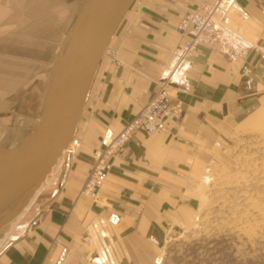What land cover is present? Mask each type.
I'll return each instance as SVG.
<instances>
[{
	"label": "crops",
	"instance_id": "1",
	"mask_svg": "<svg viewBox=\"0 0 264 264\" xmlns=\"http://www.w3.org/2000/svg\"><path fill=\"white\" fill-rule=\"evenodd\" d=\"M84 1L0 0V146L34 127L55 52ZM208 4L221 20L217 47L181 60L178 21ZM107 47L57 170L0 237V264H154V238L189 207L192 165L221 145L218 130L234 118L264 126V0H135ZM164 78L181 119L167 120L166 132L137 131L98 197L81 195L103 132L116 134Z\"/></svg>",
	"mask_w": 264,
	"mask_h": 264
},
{
	"label": "rangeland",
	"instance_id": "2",
	"mask_svg": "<svg viewBox=\"0 0 264 264\" xmlns=\"http://www.w3.org/2000/svg\"><path fill=\"white\" fill-rule=\"evenodd\" d=\"M235 122L220 128L215 136L221 145L205 152L204 162L192 165L197 172L189 179V207L171 215L154 238V264H264V126L247 128ZM196 149L202 157L204 148ZM59 164L58 159L37 193ZM17 218L0 227V237Z\"/></svg>",
	"mask_w": 264,
	"mask_h": 264
},
{
	"label": "water",
	"instance_id": "3",
	"mask_svg": "<svg viewBox=\"0 0 264 264\" xmlns=\"http://www.w3.org/2000/svg\"><path fill=\"white\" fill-rule=\"evenodd\" d=\"M135 0H85L62 37L34 127L0 146V227L17 218L71 143L98 63Z\"/></svg>",
	"mask_w": 264,
	"mask_h": 264
},
{
	"label": "built area",
	"instance_id": "4",
	"mask_svg": "<svg viewBox=\"0 0 264 264\" xmlns=\"http://www.w3.org/2000/svg\"><path fill=\"white\" fill-rule=\"evenodd\" d=\"M220 24L216 5H202L184 13L177 24L181 39L175 48L181 60L191 58L201 45L215 49L221 38ZM104 54L111 55L112 51L107 47ZM170 85L169 78L161 80L152 96L116 134L106 131L95 152L93 164L80 186L81 195L88 199H96L107 178L112 159L135 132L139 130L150 134L166 132L167 120H178L181 117L182 103L172 98Z\"/></svg>",
	"mask_w": 264,
	"mask_h": 264
},
{
	"label": "bare ground",
	"instance_id": "5",
	"mask_svg": "<svg viewBox=\"0 0 264 264\" xmlns=\"http://www.w3.org/2000/svg\"><path fill=\"white\" fill-rule=\"evenodd\" d=\"M106 48H107V47H106ZM57 161H58V160H57ZM57 161H56V162H57ZM55 164H56V163H55ZM53 167H54V166H53ZM53 167L50 169V172H51V170L53 169ZM50 172H49V173H50ZM49 173H48V174H49ZM47 176H48V175H47ZM47 176H46V177H47ZM46 177H45V178H46ZM46 180H47V179H46ZM41 186H42V184H41L39 187H41ZM38 189H39V188H38ZM38 189H37V191H38ZM37 191L35 192V194L37 193ZM32 199H33V198H32ZM32 199H31V200H32ZM25 209H26V208H25Z\"/></svg>",
	"mask_w": 264,
	"mask_h": 264
}]
</instances>
